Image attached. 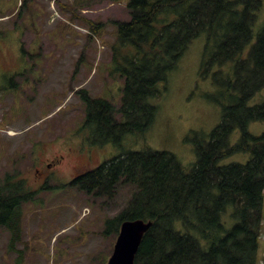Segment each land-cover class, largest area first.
<instances>
[{
    "label": "trees",
    "instance_id": "1",
    "mask_svg": "<svg viewBox=\"0 0 264 264\" xmlns=\"http://www.w3.org/2000/svg\"><path fill=\"white\" fill-rule=\"evenodd\" d=\"M262 4L129 0L131 19L114 22L117 39L111 46L112 71L125 81L121 105L86 88L76 90L85 106V138L121 148L127 137L150 128L158 113L152 99L162 96L169 73L192 41L207 36L200 76L211 78L216 87L206 96L222 107V119L209 134L188 135L197 160L185 167L166 150L121 148L71 182L95 197L112 198L119 188H131L129 202L106 220L103 233L119 232L125 220H152L135 264H256L264 204V132L255 135L248 127L264 121V99L251 104L264 88V28L254 31ZM90 24L91 36L99 34L103 24ZM236 130L240 137L232 143ZM242 152L250 154L246 162L221 163ZM37 192L10 173L0 187V225L10 231L12 250L22 239L23 203ZM228 209L231 226L224 220Z\"/></svg>",
    "mask_w": 264,
    "mask_h": 264
},
{
    "label": "rangeland",
    "instance_id": "2",
    "mask_svg": "<svg viewBox=\"0 0 264 264\" xmlns=\"http://www.w3.org/2000/svg\"><path fill=\"white\" fill-rule=\"evenodd\" d=\"M128 1L0 0V187L10 173L38 191L23 203L22 239L15 249L10 231L0 225V264H107L119 232L104 234L106 220L127 205L131 188H119L112 198L95 197L72 186L75 171L98 166L121 148L145 145L172 152L190 167L197 154L188 135L209 134L222 119V107L206 96L216 87L200 76L207 41L202 34L169 73L162 96L152 99L158 113L148 130L130 135L121 148L85 138V106L77 89L121 105L125 81L112 71L111 46L114 22L131 19ZM262 2L255 33L264 28ZM90 21L103 24L99 34L91 36ZM263 99L264 88L251 104ZM248 129L261 135L264 121L250 122ZM239 137L236 130L232 143ZM249 158L236 153L221 163ZM53 161L56 174L46 165ZM224 220L232 225L229 209ZM263 259L264 204L256 264Z\"/></svg>",
    "mask_w": 264,
    "mask_h": 264
},
{
    "label": "water",
    "instance_id": "3",
    "mask_svg": "<svg viewBox=\"0 0 264 264\" xmlns=\"http://www.w3.org/2000/svg\"><path fill=\"white\" fill-rule=\"evenodd\" d=\"M153 224L152 220H125L114 246V251L107 264H135V256L146 231Z\"/></svg>",
    "mask_w": 264,
    "mask_h": 264
},
{
    "label": "flooded vegetation",
    "instance_id": "4",
    "mask_svg": "<svg viewBox=\"0 0 264 264\" xmlns=\"http://www.w3.org/2000/svg\"><path fill=\"white\" fill-rule=\"evenodd\" d=\"M55 163H56V161H53V162H47V163H46L47 167L50 169V171H53L54 174H56V173H55V170H53V169L51 168V166H52V165H55ZM95 167H96V166H95ZM95 167H89V169H86V170H78V171L76 170V171H75V176H74V178H76V177H78V176H80V175H83V174H85V173H87V172L93 170Z\"/></svg>",
    "mask_w": 264,
    "mask_h": 264
}]
</instances>
